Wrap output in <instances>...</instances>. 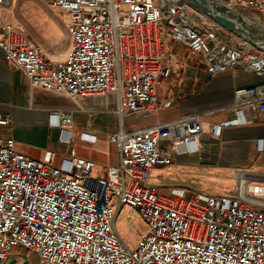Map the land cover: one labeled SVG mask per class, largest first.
Wrapping results in <instances>:
<instances>
[{
	"label": "built area",
	"instance_id": "obj_1",
	"mask_svg": "<svg viewBox=\"0 0 264 264\" xmlns=\"http://www.w3.org/2000/svg\"><path fill=\"white\" fill-rule=\"evenodd\" d=\"M38 1L66 19L68 55L50 64L23 26L2 22L6 62L23 71L33 89L73 101L115 96L120 125L109 141L119 148L120 164L95 178L91 160L71 154L56 167L53 153L34 161L13 139L0 138V264H32L31 255L38 264H264V181L249 183L244 193L192 196L149 183L154 169L199 152L201 117L135 130L124 123L127 116L147 119L170 107L157 99L158 89L180 79L192 58L210 76L240 68L264 78V52L188 0ZM216 1L264 19V0ZM14 2L0 0V8ZM233 108L237 118L214 125L212 135L251 124L249 114L264 116V85L236 90ZM50 118L60 142L71 144L73 115L53 111ZM8 124L0 117V125ZM125 207L146 225L134 248L117 228ZM14 249L25 250V257Z\"/></svg>",
	"mask_w": 264,
	"mask_h": 264
},
{
	"label": "crops",
	"instance_id": "obj_2",
	"mask_svg": "<svg viewBox=\"0 0 264 264\" xmlns=\"http://www.w3.org/2000/svg\"><path fill=\"white\" fill-rule=\"evenodd\" d=\"M45 9L46 13L42 12L43 19L47 18L48 13L51 17L56 16ZM65 24L66 21L62 26V34L65 40L70 41ZM65 40L56 38L57 48L54 51L43 46L50 64L64 60L68 55L69 48H62ZM185 75L183 81L182 77L178 79V84L174 80L164 83L158 89L157 99L161 104L170 103V107L147 119L136 114L124 120L128 129L135 130L164 125L188 114L201 117L204 134L199 140V152L176 157L171 166L154 169L149 183L161 187L165 193L178 188L176 186L179 181L159 176L168 173L175 163L187 162L189 157L207 166L206 171L220 169L229 171L234 177L243 172L239 176L243 178V184L238 193H244L251 182L264 181V174H260L264 173L263 115L249 114L251 124L226 127L219 136L212 135L214 125L237 118L233 108L235 91L262 86L264 78L247 74L240 68L216 76L208 75L204 68L200 73L187 70ZM82 100L73 101L62 95L31 88L23 71L9 65L0 49V117L10 120V124L0 125V138L13 139L16 150L34 161L42 162L49 153H53V165L56 167L71 154L91 160L95 163L92 176L104 178L108 168L120 164L119 148L109 141L110 134L118 129L120 120L112 117L109 121L106 116L111 113L117 115L116 98L111 95ZM53 111L73 115V124L69 128L72 132L71 144L60 142V129L52 125L50 118ZM81 114L84 119H79ZM83 134L95 137L96 140H82ZM249 168L255 172H244Z\"/></svg>",
	"mask_w": 264,
	"mask_h": 264
},
{
	"label": "rangeland",
	"instance_id": "obj_3",
	"mask_svg": "<svg viewBox=\"0 0 264 264\" xmlns=\"http://www.w3.org/2000/svg\"><path fill=\"white\" fill-rule=\"evenodd\" d=\"M45 8H47L48 12H53L56 16L51 17L47 12V18L43 19L44 17H42V12L45 11L46 13ZM250 19L252 23L258 21L256 24H258L259 27L264 28V19H261L263 23L252 17ZM65 20L66 19L63 15H61L58 11L52 10L50 7L48 8L46 5L41 4L38 0H15L11 9L0 8V24L2 22L20 24L25 28L33 43L41 46L42 49L44 46L51 51H54L57 48V44L55 42L56 38H60L63 41L65 40L62 34L64 31L62 26L64 25ZM70 46V41L66 39L62 48H70ZM55 56L57 55L55 54ZM203 68L201 60L195 57L190 60L187 70L200 73ZM185 77L186 75L182 74L181 81H183ZM172 80L174 81L175 78ZM178 82L180 81H175L176 84H178ZM82 101H84V99ZM111 109H113L112 106ZM106 116L109 121L112 117H118L119 119L118 115H113L112 113L106 114ZM79 119H84L82 114L79 116ZM207 168V166H203L189 157V160L183 164L175 163L173 168H171L168 173L160 175L159 178L164 176L166 178L179 181V184L176 187H178V189L187 190L191 196L197 193H204L208 195H227L242 189V177H234L229 171L220 169L206 171ZM244 172L255 171L249 168L244 170ZM117 228L129 247L134 248L139 242L141 233L146 230V225L140 218L134 217L131 214V210L125 207L117 219ZM14 254L25 257L26 251L23 249H14ZM29 261L32 264H38L39 260L37 256L31 255Z\"/></svg>",
	"mask_w": 264,
	"mask_h": 264
},
{
	"label": "water",
	"instance_id": "obj_4",
	"mask_svg": "<svg viewBox=\"0 0 264 264\" xmlns=\"http://www.w3.org/2000/svg\"><path fill=\"white\" fill-rule=\"evenodd\" d=\"M189 3L201 11L204 15L214 20L226 31L235 34L245 41H247L252 47L258 51L264 52V39L257 41L255 38V32L248 30L244 27L243 21L250 19L245 17L232 8L219 3L216 0H188ZM251 20V19H250Z\"/></svg>",
	"mask_w": 264,
	"mask_h": 264
},
{
	"label": "bare ground",
	"instance_id": "obj_5",
	"mask_svg": "<svg viewBox=\"0 0 264 264\" xmlns=\"http://www.w3.org/2000/svg\"><path fill=\"white\" fill-rule=\"evenodd\" d=\"M258 22V21H257ZM257 22H255V23H252L251 22V20L250 19H245L244 21H243V24H244V27L247 29V31L248 30H251V31H255L256 30V32H255V34L254 35H256L255 37V39L257 40V41H259V40H261V39H264V28H262V27H259V25L258 24H256ZM261 23H263L262 21H260ZM264 24V23H263Z\"/></svg>",
	"mask_w": 264,
	"mask_h": 264
}]
</instances>
